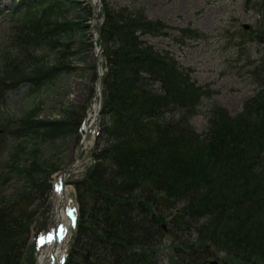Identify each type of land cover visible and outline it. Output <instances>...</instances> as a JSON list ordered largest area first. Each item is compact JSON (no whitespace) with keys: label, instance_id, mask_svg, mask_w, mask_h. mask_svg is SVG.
Instances as JSON below:
<instances>
[{"label":"trees","instance_id":"trees-1","mask_svg":"<svg viewBox=\"0 0 264 264\" xmlns=\"http://www.w3.org/2000/svg\"><path fill=\"white\" fill-rule=\"evenodd\" d=\"M257 4L264 10V0ZM77 6L84 9L80 0H18L12 13L34 47L54 50L60 36L78 32L85 50L88 26L67 19ZM104 16L100 130L95 162L75 183L81 217L66 264H159L155 253L165 236L174 237L177 264L215 257L220 264H264V59L251 65L256 93L243 110L232 116L213 101L205 131L197 133L191 120L215 90L148 40L167 36L168 25L139 5H105ZM182 31L181 38L193 34ZM38 60H31L35 74L12 82L0 75V183L27 177L16 195H0V264H25L35 186L57 170L32 143L66 139L74 130L73 111L44 119L40 105L17 118L7 110L5 92L21 80L35 93L56 78L57 67L46 71Z\"/></svg>","mask_w":264,"mask_h":264},{"label":"rangeland","instance_id":"rangeland-1","mask_svg":"<svg viewBox=\"0 0 264 264\" xmlns=\"http://www.w3.org/2000/svg\"><path fill=\"white\" fill-rule=\"evenodd\" d=\"M81 1L84 9L80 6L71 8L67 19L81 20L88 26V36L84 37V42L89 48L82 50V37L78 32H73L69 39L60 36L61 43L54 50H42L29 42L24 29L19 27L17 16L8 13L17 0H0V75L9 79L39 72L31 64L35 57L39 58V64L44 65L46 71L54 67H57L54 71L58 69L56 78L43 82L45 84L35 93H31L32 86L28 81H23L25 79L21 80L18 88L6 91L7 110L17 118L30 108L40 105L41 117L44 119H60L66 111H73L74 130L69 137L32 143L41 150L43 158L53 159L57 170L46 179L45 186H35L33 202L37 214L27 231L25 264L30 263L32 252L37 264H50V259L41 261L46 253L37 251L36 244L42 240L48 243L47 235L55 226L58 206L53 183L74 162L83 139L81 125L87 118L92 119L93 107L96 103L99 105L96 72L103 58L97 31L105 18V5L111 8L118 4L139 5L145 8L147 16L165 22L169 34L148 37V40L158 49L172 52L183 67L191 68L192 77L199 84H210L215 90L211 99L202 98L200 111L191 120L197 133L205 131L209 119L208 109L213 101L233 116L243 109L246 101L256 92L249 63L264 56V39L258 37V34L264 36V10H258V0ZM97 10H102L98 16ZM245 25L249 30L244 28ZM183 29H189L193 34L177 40L181 34L186 35ZM8 82H12L11 79ZM96 129L97 123L86 139L77 165L67 171L66 191L73 194L76 205L79 201L74 183L85 175L94 162ZM30 156L31 153L23 154L20 167L26 166ZM26 181L24 175H13L6 184L0 183V195H16ZM71 233L74 234V229ZM173 242L174 237L165 236L164 241L157 244L159 253H155V257L159 264H177L173 246L170 245Z\"/></svg>","mask_w":264,"mask_h":264},{"label":"bare ground","instance_id":"bare-ground-1","mask_svg":"<svg viewBox=\"0 0 264 264\" xmlns=\"http://www.w3.org/2000/svg\"><path fill=\"white\" fill-rule=\"evenodd\" d=\"M97 94L99 95V93L97 92ZM98 110V104L96 103L93 107L92 111H96ZM91 123V119L89 118L88 122L86 123V125L83 128V133L86 136V132L88 131V126ZM57 196H58V206H57V226H56V230L58 231V234L67 229V227L71 226L72 222L70 221V219L67 216V212H66V205H67V197H66V190L63 189L61 182L58 183L57 185ZM55 230V231H56ZM58 234H54L52 236L54 240L52 246L49 247V250L47 251V254H43V256L41 257V260L44 261V259H46L47 257H52L53 261H57L60 257V251H61V246L57 244V240L59 241V239L57 238L56 235ZM60 244V242H59Z\"/></svg>","mask_w":264,"mask_h":264},{"label":"water","instance_id":"water-1","mask_svg":"<svg viewBox=\"0 0 264 264\" xmlns=\"http://www.w3.org/2000/svg\"><path fill=\"white\" fill-rule=\"evenodd\" d=\"M100 81H101V79H100ZM101 86H102V84H101ZM79 155V154H78ZM213 264H217V262H214Z\"/></svg>","mask_w":264,"mask_h":264}]
</instances>
